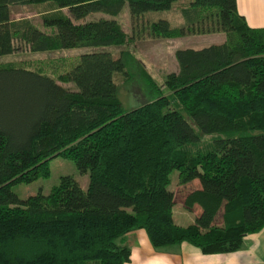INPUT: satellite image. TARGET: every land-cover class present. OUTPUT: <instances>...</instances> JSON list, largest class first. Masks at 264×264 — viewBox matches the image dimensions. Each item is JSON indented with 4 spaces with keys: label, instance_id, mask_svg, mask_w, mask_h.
<instances>
[{
    "label": "trees",
    "instance_id": "trees-1",
    "mask_svg": "<svg viewBox=\"0 0 264 264\" xmlns=\"http://www.w3.org/2000/svg\"><path fill=\"white\" fill-rule=\"evenodd\" d=\"M174 1L0 0V57L83 50L0 62V264H125L130 248L119 240L138 228L155 248L187 242L231 252L264 227V26L249 27L235 0H190L180 25L151 22L152 36L171 39L216 16L224 39L176 49L177 71L164 80L170 93L153 83L158 93L126 111L113 76L126 73L121 47L130 36L113 18L86 20L126 3L139 17ZM41 2L50 8L40 24L11 18V5ZM202 135L213 143L192 149ZM56 156L88 174L86 189L64 175L49 193L20 200L11 186L48 176ZM173 169L179 184L199 180L184 199L201 209L195 223L173 220Z\"/></svg>",
    "mask_w": 264,
    "mask_h": 264
},
{
    "label": "rangeland",
    "instance_id": "rangeland-1",
    "mask_svg": "<svg viewBox=\"0 0 264 264\" xmlns=\"http://www.w3.org/2000/svg\"><path fill=\"white\" fill-rule=\"evenodd\" d=\"M190 0H175L172 7L163 11H149L139 17H133L126 3L122 10L111 16L103 12L90 13L86 20L104 18L115 19L130 36L128 44L121 49H126L122 60L126 73L116 72L113 79L117 85V94L124 110H130L141 103L149 101L153 95L158 92L154 84L158 85L163 93L170 92L164 89V80L167 74L177 71V61L173 55L176 45L189 44L190 47L199 48L211 41H219L222 33L219 27L217 17L213 21L202 22L191 26L185 30L184 37L177 38H158L151 35L150 23L159 18H165L172 25H180L182 18L179 13V7L188 5ZM48 2L31 3V4H13L10 7L11 18L18 19L28 17L34 22L40 24L39 15L41 12L49 9ZM64 11H67L64 9ZM112 55L118 57L119 48L112 47ZM83 50L79 49H62L51 52L29 53L20 52L8 56L0 57V62L5 61H53L59 58H68L78 55ZM165 55V57H163ZM151 78V79H149ZM154 83V84H153ZM71 87V84H64ZM187 116L185 112H182ZM213 143L212 135H202L199 142L191 144L192 149H204ZM50 173L46 177H40L32 182L17 183L11 186V190L17 194L20 200H25L29 196L38 193L47 194L52 187L60 182L64 175L73 176L86 189L88 184V174L81 173L76 167L75 162L69 158L56 156L48 161ZM170 182L167 188L174 191V204L172 208L173 220L180 225H189L195 223L196 211L184 205L186 195L194 190L199 182L198 179L192 180L186 184H179V173L173 169L169 174ZM23 204V203H21ZM198 206H194L197 209Z\"/></svg>",
    "mask_w": 264,
    "mask_h": 264
},
{
    "label": "crops",
    "instance_id": "crops-1",
    "mask_svg": "<svg viewBox=\"0 0 264 264\" xmlns=\"http://www.w3.org/2000/svg\"><path fill=\"white\" fill-rule=\"evenodd\" d=\"M236 10L249 27L264 26V0H235ZM184 36L177 37L181 39ZM224 39V33L220 34V43ZM190 47L189 44L176 45L178 48ZM165 57V55L163 56ZM195 180V179H194ZM200 188V183L195 184ZM195 206V205H194ZM196 215L201 211L198 205ZM221 220L220 211L215 217V222ZM120 243L130 248L129 260L125 264H264V227L256 233L247 234L242 238L238 249L223 253H203L197 247L187 242L171 245L162 248L152 246L147 233L143 229L128 231L119 240Z\"/></svg>",
    "mask_w": 264,
    "mask_h": 264
}]
</instances>
